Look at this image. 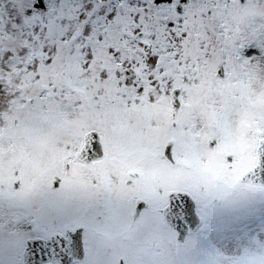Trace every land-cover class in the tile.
Returning a JSON list of instances; mask_svg holds the SVG:
<instances>
[{
    "label": "snow or ice",
    "instance_id": "obj_1",
    "mask_svg": "<svg viewBox=\"0 0 264 264\" xmlns=\"http://www.w3.org/2000/svg\"><path fill=\"white\" fill-rule=\"evenodd\" d=\"M0 264H264V0H0Z\"/></svg>",
    "mask_w": 264,
    "mask_h": 264
}]
</instances>
